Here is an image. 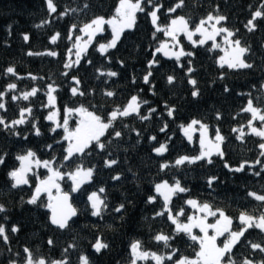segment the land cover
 I'll list each match as a JSON object with an SVG mask.
<instances>
[{"label": "trees", "instance_id": "trees-1", "mask_svg": "<svg viewBox=\"0 0 264 264\" xmlns=\"http://www.w3.org/2000/svg\"><path fill=\"white\" fill-rule=\"evenodd\" d=\"M54 2L57 13L50 16L45 0H0V91L5 90L8 83L15 82L18 85V90L8 93L5 98L8 111L6 113L0 111V114L10 121L18 118L20 108L31 106L32 115L39 121L38 127L42 132L41 136L33 135L31 123L19 126L17 130L22 135L28 134V139L23 140L21 137L10 135L3 130V126H0V151L8 153L5 164L0 166V203H4L8 208V226L12 224L21 226L19 233L10 234L8 245L0 239V264H9L12 259L23 264L26 256L23 252L24 247L31 249L37 258L63 259L65 257L63 250L73 243L77 247L70 249L67 254L69 264H77L80 254H87L92 264H129L130 244L135 240L143 241L144 247L150 251L169 252L171 249L163 248L162 243L155 242L152 236L161 230L171 233L174 225L166 218L153 219L155 212L161 209L163 201L158 198L155 204H149L147 197L155 195V183L164 179L171 182L173 177L179 178L182 184L191 188L190 193L181 194L173 199L174 210L182 207L185 217L200 214L185 203L188 198H196L202 202H209L214 207L223 208L226 214L233 218L235 227L238 226L236 218L240 212L255 210L256 214H259L264 205L247 196V193L249 191L264 193V172L260 176H255L252 173L258 171L259 166L255 168L246 166L244 172L234 173L225 168L224 163L227 161L229 165L236 167L245 160L251 162L260 158L264 161V157L259 156L260 138L248 135L246 142H241L235 138L238 133L231 131L233 127L246 125L250 119L249 113L240 111L246 106L249 99L248 93L256 98L255 103L258 106L264 107V88L261 87L264 85V20L257 21L258 28L254 32L250 33L244 27L247 20L251 18L252 12L264 3V0H185V7L177 9L176 13L166 11L176 3V0H160L164 5L159 13L161 25H167L170 19L177 15H190L194 21L198 22L218 5L220 12L228 17L227 26L238 28V36L242 38V42L246 41L251 46L246 59L253 63V68L233 70L227 66L219 67L218 59L222 51L220 49L208 51L211 41L193 49L190 42L182 37L185 50L196 53L193 60L196 71L192 73V77L197 80V87L201 93L197 98L191 95L193 87L188 83L189 77L186 75L188 57L181 59L180 63L184 64V68H180L174 59L157 54L159 67L152 69L153 76L150 77V83L155 84L156 94L152 95L149 91L150 85L143 83L142 77L148 71L147 65L152 59L153 51L166 38L163 33H156V39H153L154 27L147 15V12L151 10L150 7L146 8L144 13H138L135 28L125 31L117 48L109 52L112 57L111 63H108L96 51L97 42H103L111 37V31L108 30L105 35L98 36L88 48L86 59L91 58L93 64L87 65L82 60L79 69L70 71L68 77L62 76L61 73L66 70L64 62L67 51L73 42L67 39L70 26L73 23L82 26L94 16L114 15L119 0H54ZM85 3L89 5L87 9H83ZM73 8L78 11L70 13L63 19H56L59 12ZM45 19H51L52 23L41 28L35 27ZM10 26L11 33H9ZM55 32H60L61 37L56 44H52L50 37ZM24 34H29L28 42L24 41ZM48 50H55L59 55L57 57L27 55L29 51L45 53ZM118 60L124 61L123 67L117 62ZM9 66H14L16 72L25 79L17 80L14 76L5 75V69ZM95 68L105 70L110 68L120 75L113 78L103 76L97 79L98 73L95 72ZM28 73L43 79L27 78ZM169 74H174L176 77V82L172 85L167 84L166 81ZM73 75L79 76L81 88L86 93L95 90L94 95L73 97L69 90L73 86L71 83ZM133 75L136 77V83H132ZM221 75L223 79H220ZM53 80L60 85V90L55 95L61 121L66 115L65 106L77 107L83 104L89 107V110H93L90 105H95L97 109H100L98 114L106 115L113 107L124 105L132 95L137 94L141 99L150 101V104L140 109L141 114L146 115L150 107L157 109L151 120L140 121L135 116L125 118L124 122L129 125L128 130L120 129L118 122V130L125 132L123 139H113L108 134L102 137L104 141H112L109 150L119 159L118 165L113 168H104L103 161L107 157L105 153L98 150L85 158L86 166L96 165L97 173L92 183L83 185L79 192L70 193L72 203L78 209V215L73 218L74 223L70 222L71 230H58L51 225L48 221L50 213L46 208L22 203L21 198L26 201L32 195L38 182L36 176H29L31 187L23 186L18 189H11V181L7 177L8 171L19 165L15 156L22 154L28 148L36 151L41 159H49L55 155L59 161L64 155L67 142L55 143L56 140H62L63 129H58L55 134L49 131L53 124L46 120V116L53 109L42 107L47 103V97L44 95L46 85ZM225 85L230 89L227 93L224 92ZM32 87H38L41 91L30 98V101L11 100L12 95H19L20 92L30 90ZM141 89H143L142 92ZM104 90H115L117 95L108 98L103 95ZM165 102L176 107L175 119L166 115ZM216 111L222 113V119L219 121L215 119ZM233 117L236 118L233 119ZM192 119L208 123L212 134H214V127L220 126L222 134L227 137L223 145L224 160L214 156L212 165L200 161L194 165H185L179 169L170 168L161 172L160 164L165 161H174L179 155L198 154L199 137L195 136L193 142L189 143L179 127L181 124L187 125ZM68 121L69 129L74 130L79 117L73 115L68 117ZM164 121L168 123V130L166 133H161L159 129ZM132 128L140 131L141 137L138 138L136 133L130 130ZM245 131L247 132L248 129L245 128ZM152 135L157 137V141L148 139ZM169 136L172 137L169 151L164 156H157L152 148L159 146V143H163ZM47 144L53 145L52 151L46 149ZM117 173L121 174L122 178L119 181H113L111 177ZM38 175L44 178L47 171L41 168ZM213 175L218 176L219 179L212 188H209L207 178ZM60 185L63 191L70 192L71 181L67 178L60 181ZM100 187L106 188L104 195L107 196L109 204L103 219L91 216L87 201V195ZM40 199L46 202V194H42ZM120 203L125 204V209L117 213L114 208ZM3 215L0 214V217ZM185 217H181V220ZM214 218L211 217L210 220ZM194 233L199 235L200 232L195 229ZM98 236L103 237V240L109 244V248L97 254L92 244ZM246 236L248 239L259 241L264 238V233H260L258 229H250ZM49 237L54 240L53 246L47 244ZM219 240L221 242L222 239ZM172 247L179 249L174 260L185 256L189 259L195 258L199 251L198 243L191 241L184 234L172 242ZM17 252L18 256L15 255ZM234 252L236 258L240 259L241 253L249 255L251 250L237 245ZM250 258L259 259L260 254H252ZM140 264H154V261H141ZM166 264H172V261H166Z\"/></svg>", "mask_w": 264, "mask_h": 264}, {"label": "snow or ice", "instance_id": "snow-or-ice-1", "mask_svg": "<svg viewBox=\"0 0 264 264\" xmlns=\"http://www.w3.org/2000/svg\"><path fill=\"white\" fill-rule=\"evenodd\" d=\"M49 15L57 13V6L54 0H45ZM89 5L84 4L83 9H87ZM150 7L151 10L147 12V15L151 19V24L154 27L153 39H156V33H163L168 39L161 41L152 53V59L148 61V71L143 75L142 80L146 85H150L149 91L152 95H155V84L150 83V77L153 76L152 69L159 67V60L157 54H162L168 59H174L177 62V66L184 68V64L180 63L183 57H188L186 75L189 77L188 83L193 87L191 95L193 98L200 96V89L197 87V80L192 77V73L196 71L193 66V60L196 56L195 51L185 50L180 41V36L183 35L188 42H190L193 49L206 45L209 41L212 42L208 51L220 49L224 52V55L218 59L219 67L223 68L227 66L229 69L242 70L253 68V63L246 59L251 46L245 41L242 42V38L238 36V28H230L227 26L228 17L220 12L217 5L213 11L208 12L206 16L201 17L198 22L194 21L189 15H177L170 19L167 25H161L159 23V13L164 8L163 3L160 0H119V4L115 9L114 15L109 18L104 16H94L87 23L82 26L73 23L67 34V39L72 42V46L67 51L66 60L64 62V68L66 69L62 76L68 77L69 72L81 67V61L83 60L87 65H92L91 58H87L88 48L93 44L98 35H102L105 32V25H108L111 29V39L107 42H97L96 51L108 62L111 63L112 57L109 55L111 50L117 48L125 31L133 30L137 22V13H144L146 8ZM185 7V0H176V3L167 8L168 13H176L177 9H183ZM251 7V6H250ZM83 9H79L83 11ZM78 9H66L63 12H59L56 19H63L70 15V13L77 12ZM264 20V3H261L259 7L252 12L251 18L247 20L244 27L248 32H254L258 28L257 21ZM51 19L42 20L39 24L35 25L37 28H41L45 25L51 24ZM77 32L79 34H77ZM9 33H11V26L9 27ZM199 36V39L194 37ZM61 33L55 32L50 37V43L56 44L60 39ZM75 37V38H74ZM87 37V39H85ZM222 37L223 44L217 43L216 38ZM235 37V39H234ZM29 34H24L23 39L25 42L29 41ZM27 55H48L51 57H57L59 54L55 50H48L45 53L29 51ZM121 67L124 66L123 60L117 61ZM95 72L98 73L97 79L106 76L109 78L118 77L120 74L117 71L103 68H95ZM5 75L14 76L17 80L25 79L16 72L14 66H9L5 69ZM32 80L43 79L37 77L32 73H28V77ZM221 75L220 79H223ZM167 84L172 85L176 82L174 74H169L166 77ZM107 81H105L106 83ZM70 93L73 97L85 95H94L95 90H90L86 93L81 88V80L78 75L71 76ZM132 83H136V77L133 75ZM264 88V85L261 86ZM18 85L15 82L8 83L5 90L0 91V111L6 113L8 111L6 97L10 92H16ZM60 90V85L53 80L46 85L44 95L47 97V103L42 107L53 109L46 116V120L52 122L53 126L49 131L53 134L58 129H63L64 135L62 140H56L55 143L60 144L67 142V147L64 149V155L57 160V157L53 155L49 159H41L36 151L28 148L22 154H17L15 160L19 162L18 167L12 168L7 173L8 179L11 181V189H18L23 186L31 187L29 176H36L38 182L32 192L30 198L26 201L21 198L22 203L46 208L50 215L48 221L51 225L55 226L58 230H71L73 218L78 215V209L70 203V193L79 192L83 185L90 184L93 181L94 175L97 173L96 165L86 166L85 158L90 157L93 151L105 153L107 158L103 161L104 168H113L119 164V159L112 155V151L109 147L112 143L111 140L104 141L102 137L106 134L113 139H123L125 132L118 130L117 123L119 122L120 129L128 130L129 125L124 122L125 118L135 116L140 121L151 120L154 113L157 112L155 107L147 109V114H141L140 109L150 104L147 99H141L140 96L132 95L130 99L124 105H116L106 115L98 114L100 109H97L95 105H90L93 110H89L83 104L77 107L65 106V118L63 121L59 119V108L56 107V95ZM41 89L38 87H32L30 90L20 92L19 95H12V101H30V98L35 97ZM141 92L143 89L140 90ZM230 89L227 85L224 86V92H229ZM103 95L108 98H113L117 95L115 90H104ZM243 95V93H240ZM249 99L246 102V106L240 111L241 113H249L250 119L246 125L239 127H233L231 131L238 133L236 139L241 142H246V136L254 135L260 138L258 148L260 150L259 156L264 157V107H260L255 103L256 98L252 97L251 93H248ZM164 108L166 109V115L175 119L174 113L177 111L175 106L167 104L165 102ZM33 109L31 106L20 108L18 118L8 120L3 114H0V126H3V130L15 137H21L23 140L28 139V134L22 135L17 129L19 126L27 125L31 123L32 134L35 136H41L42 132L38 127L39 121L32 115ZM76 115L79 117V123L74 130L69 129L68 117ZM236 117H233L235 119ZM215 119L217 121L222 119V113L216 111ZM259 122V126H257ZM183 132V135L187 138L189 143L193 142L194 135L199 133V152L196 155H179L174 161H165L160 164V171L164 172L170 168L179 169L185 165H194L200 161H204L207 165L214 163L213 157L217 156L221 160H224L225 151L223 145L225 144L227 137L222 134L219 125L214 127V136H210V125L203 120L192 119L187 125H179ZM245 128L248 131H245ZM111 129V132H109ZM136 133V136L141 137V132L135 128L130 129ZM168 130V123L164 121L159 131L166 133ZM150 141H157L155 135L149 136ZM172 137L169 136L163 143H159V146L152 148V151L157 156H164L169 151V144ZM139 142V141H138ZM95 145V148H93ZM46 149L53 150L52 144H47ZM8 156L7 152L0 151V166L5 164V160ZM75 158V159H74ZM255 168L259 166L258 171H254L252 174L260 176L264 172V161L260 158L254 161H242L238 166L233 167L225 161L224 167L230 172L240 173L244 172L245 168ZM45 169L48 173L44 178H40L38 175L39 169ZM131 171V169H129ZM71 181L70 192H64L61 189L60 181L65 179ZM122 175L117 173L113 175L111 179L113 181L121 180ZM219 179L218 176H209L207 178V185L212 188L213 184ZM53 189L56 194L53 195ZM155 195L147 197V203L155 204L157 199L160 198L163 201L162 207L159 211L155 212L153 219L156 217L166 218L174 225L171 233L159 231L152 236V239L157 243H162L163 248L171 249L169 252H156L150 251L144 247V242L141 240H135L130 244V260L129 264H140L141 261L147 262L149 260L154 261V264H166V261H172V264H264V238L259 241L248 239L246 233H249L250 229H258L260 233H264V208L259 214L256 211H242L236 218L238 226L233 228V218L226 214L225 210L220 207H214L209 202H202L196 198H188L185 203L192 209L200 213V215H191L185 217L184 209L173 208V199L179 197L181 194H188L191 192V188L182 184L179 178L173 177L172 181L164 179L154 184ZM105 187L98 188L97 191H92L87 195L88 206L91 210V216L99 217L103 219L104 213L108 210L109 204L107 202V196ZM42 194H46L47 201H41ZM247 196L252 197L254 200L261 202L264 205V193H258L256 191H249ZM125 209V204L120 203L114 208L117 213L122 212ZM8 208L4 203H0V214H4L0 217V239H2L5 245L10 242V234H16L21 231L19 224H12L10 227L7 224L9 217L7 216ZM181 217H185L181 220ZM215 217L214 222L209 223L208 218ZM109 227H111L109 225ZM194 229H199L202 235L194 233ZM212 233L211 235L209 233ZM184 234L191 241L197 242L199 245V251L196 253L195 259H189L188 257H180L176 260L173 258L179 251L177 248L172 247V242L177 239L178 236ZM227 234V235H225ZM225 237L222 241V245L217 244L219 237ZM49 246L54 245V240L49 237L47 240ZM237 245L245 247L251 250L249 255L240 254V259L236 258L234 249H237ZM77 245L75 243L68 245L63 251L65 257L63 259L48 260L43 257H35L32 250L28 247H24L23 252L26 254L23 264H69L67 254L70 249H75ZM92 248L95 253H100L103 250L109 248V244L103 240L102 236L96 238L95 243L92 244ZM11 251V248H9ZM259 253V259L250 258L252 254ZM15 255H19L17 252ZM9 264H19V261L12 259ZM77 264H92L87 254H80Z\"/></svg>", "mask_w": 264, "mask_h": 264}, {"label": "rangeland", "instance_id": "rangeland-1", "mask_svg": "<svg viewBox=\"0 0 264 264\" xmlns=\"http://www.w3.org/2000/svg\"><path fill=\"white\" fill-rule=\"evenodd\" d=\"M137 15H138V13H137ZM110 17H111V16H110ZM105 18H109V17H105ZM108 30L111 31V29L109 28V26H108V25H105V32H104L102 35H105V34L108 32ZM77 34H79V33H77ZM98 36H100V35H98ZM98 36H97V37H98ZM97 37H96V38H97ZM182 37H184V36H183V35L180 36V41H181L182 45L184 46V43H183V41H182ZM74 38H75V37H74ZM199 38H200L199 36L194 37V39H199ZM85 39H87V37H85ZM109 39H111V37H110ZM109 39H108V40H109ZM166 39H168V38L166 37L165 40H166ZM234 39H235V38H234ZM103 42H107V40H105V41H103ZM216 42H217V43H221V44H223L222 37H217V38H216ZM184 48H185V46H184ZM222 55H224V52H223V51H222V53H221V56H222ZM78 123H79V122H77L76 126L78 125ZM257 126H259V122H257ZM209 135H210V136H214V134H212L211 132H209ZM195 136L199 137V133L197 132V133L194 135V137H195ZM194 137H193V138H194ZM47 175H48V173H47ZM54 193H55V189H53V195H54ZM198 215H200V214H197V216H198ZM210 219H211V217L208 218V222H209V223H212V222H214V220H215L216 218H214L213 220H210ZM233 228H234V229L236 228L235 225H234V220H233ZM194 230H195V229H194ZM198 230H199V229H198ZM209 234L211 235L212 233L210 232ZM199 235H202V233H199ZM225 235H227V234H225ZM220 238L222 239L221 242H220V240H219ZM224 239H225V237H223V236H222V237H219V238L217 239V244H218V245H222V241H223ZM192 259H195V258H192Z\"/></svg>", "mask_w": 264, "mask_h": 264}, {"label": "water", "instance_id": "water-1", "mask_svg": "<svg viewBox=\"0 0 264 264\" xmlns=\"http://www.w3.org/2000/svg\"><path fill=\"white\" fill-rule=\"evenodd\" d=\"M65 192V191H64ZM56 194V192L54 193V195ZM71 196V195H70ZM70 203H72V198H71V200H70ZM72 205H73V203H72ZM74 206V205H73ZM75 207V206H74ZM75 218V217H74Z\"/></svg>", "mask_w": 264, "mask_h": 264}]
</instances>
